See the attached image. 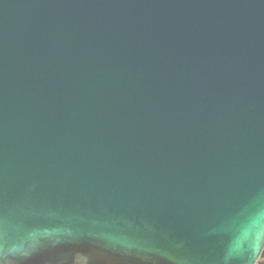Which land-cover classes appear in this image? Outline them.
I'll list each match as a JSON object with an SVG mask.
<instances>
[{"label": "water", "instance_id": "1", "mask_svg": "<svg viewBox=\"0 0 264 264\" xmlns=\"http://www.w3.org/2000/svg\"><path fill=\"white\" fill-rule=\"evenodd\" d=\"M78 262L264 264V0H0V264Z\"/></svg>", "mask_w": 264, "mask_h": 264}, {"label": "flooded vegetation", "instance_id": "2", "mask_svg": "<svg viewBox=\"0 0 264 264\" xmlns=\"http://www.w3.org/2000/svg\"><path fill=\"white\" fill-rule=\"evenodd\" d=\"M74 264H84V263L78 262V263H74Z\"/></svg>", "mask_w": 264, "mask_h": 264}, {"label": "rangeland", "instance_id": "3", "mask_svg": "<svg viewBox=\"0 0 264 264\" xmlns=\"http://www.w3.org/2000/svg\"><path fill=\"white\" fill-rule=\"evenodd\" d=\"M263 258H260L259 260H262Z\"/></svg>", "mask_w": 264, "mask_h": 264}]
</instances>
